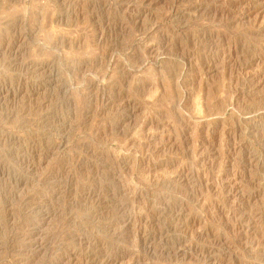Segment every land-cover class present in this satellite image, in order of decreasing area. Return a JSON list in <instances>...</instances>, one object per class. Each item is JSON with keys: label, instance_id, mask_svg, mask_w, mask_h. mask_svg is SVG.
Wrapping results in <instances>:
<instances>
[{"label": "rangeland", "instance_id": "obj_1", "mask_svg": "<svg viewBox=\"0 0 264 264\" xmlns=\"http://www.w3.org/2000/svg\"><path fill=\"white\" fill-rule=\"evenodd\" d=\"M0 264H264V0H0Z\"/></svg>", "mask_w": 264, "mask_h": 264}]
</instances>
